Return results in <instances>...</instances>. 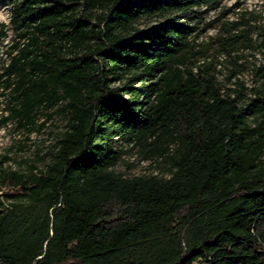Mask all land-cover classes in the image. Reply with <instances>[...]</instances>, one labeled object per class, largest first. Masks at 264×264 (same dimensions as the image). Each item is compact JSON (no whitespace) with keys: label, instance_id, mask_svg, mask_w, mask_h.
<instances>
[{"label":"trees","instance_id":"16d2710c","mask_svg":"<svg viewBox=\"0 0 264 264\" xmlns=\"http://www.w3.org/2000/svg\"><path fill=\"white\" fill-rule=\"evenodd\" d=\"M223 1L9 0L24 42L0 74V126L58 105L67 128L45 170L1 174L21 192L0 200V264H264L263 66L241 76L264 33ZM219 22L215 62L197 40ZM115 138L169 176L116 172Z\"/></svg>","mask_w":264,"mask_h":264},{"label":"rangeland","instance_id":"374dc122","mask_svg":"<svg viewBox=\"0 0 264 264\" xmlns=\"http://www.w3.org/2000/svg\"><path fill=\"white\" fill-rule=\"evenodd\" d=\"M224 7L233 8L228 19L232 20L237 17V13L246 10L251 13V18L257 25H261L264 33V0H224ZM238 6L239 8H234ZM12 6L9 0H0V22L7 24V36L0 40V74L4 66L9 62L11 56L17 53L15 45L17 42L23 44L18 34L11 24ZM216 16L211 12L206 20ZM159 19L155 16L144 17L137 23L139 28H145L149 24H155ZM203 27V32L197 42L206 46L207 57L215 62L223 59L218 43V34L220 22L214 27H204V23L199 24ZM20 39V41H18ZM244 60L248 59L241 76L246 79L247 84L255 83L258 76H253L251 66L253 63L260 64L264 69V48L257 50L255 57L250 55L247 50H242ZM202 59L200 62H203ZM199 61H197L198 63ZM217 75L220 79L225 80L226 71L223 65L217 66ZM131 75H125L120 81L113 82V85L128 83ZM132 86H139L138 81L129 83ZM14 86L7 88L5 84H0V120L10 113L9 99L13 92ZM58 105L52 108H43L38 113L34 125H21L17 119L12 118L0 126V200L10 205L16 202L17 196L20 195V188L14 182L4 181L2 173L19 172L30 173L45 170L51 162L52 152L56 140L67 128V119L64 114L58 112ZM114 146L121 150V158L115 165L116 172L123 173L127 176L141 174H158L160 176H169V164L163 157L155 159H145L142 147L134 144L126 138H115ZM75 264V263H72Z\"/></svg>","mask_w":264,"mask_h":264}]
</instances>
